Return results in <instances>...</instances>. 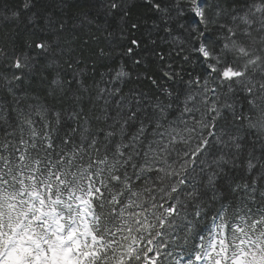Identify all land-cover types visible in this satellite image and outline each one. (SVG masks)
Returning a JSON list of instances; mask_svg holds the SVG:
<instances>
[{
  "label": "snow or ice",
  "instance_id": "obj_1",
  "mask_svg": "<svg viewBox=\"0 0 264 264\" xmlns=\"http://www.w3.org/2000/svg\"><path fill=\"white\" fill-rule=\"evenodd\" d=\"M69 7L0 10V264H264V0Z\"/></svg>",
  "mask_w": 264,
  "mask_h": 264
},
{
  "label": "trees",
  "instance_id": "obj_2",
  "mask_svg": "<svg viewBox=\"0 0 264 264\" xmlns=\"http://www.w3.org/2000/svg\"><path fill=\"white\" fill-rule=\"evenodd\" d=\"M23 0H0V10H5V6L9 8H17L22 5ZM139 2V0H137ZM49 3V0H37L38 7H46ZM68 3L72 5V7L64 8V9H54V8H48V11H52L57 15L58 17L67 18L71 17L69 20V26L73 23V21H76L78 23V17L81 16V8L85 5L86 0H68ZM35 11V9H33ZM146 9L143 8H136L133 10V19H135L137 16H142ZM6 12V10H5ZM7 14V13H6ZM113 27H116V22H113ZM18 33V36L16 34ZM8 34H12L14 37H16V44L17 46L23 45L24 41L26 39H29L26 29H25V15L22 14L19 22H9L4 21L2 17H0V45H2L5 42V38ZM92 34L100 35L94 26H83L80 31L76 33L78 39L74 41L73 46L76 48L77 53L80 51H83L84 59L88 60L91 66V52L93 49L96 48L97 42H93L90 40V36ZM67 38L71 39L70 34H66ZM84 40H89V45L85 47L83 45ZM101 45H104L106 41L101 37L100 41L98 42ZM122 45H120L118 42L114 45L115 51L113 53V59L112 60H106L102 63L97 65V79L99 78L98 73L99 72H106L108 70V67H116L121 62H123L127 70L129 71H140L138 68H133L131 61L127 58L120 57L119 56V48ZM2 70V69H0ZM191 71L192 68H189ZM197 72L200 71L199 66L195 69ZM134 84L130 83L125 87V90H127L128 87H133ZM141 87H147V83H141ZM10 100V97H7L6 94L3 91H0V100ZM211 213L209 216L205 217L204 220L199 224L198 231L207 236L209 231L212 230L213 226L211 223ZM195 242V241H194Z\"/></svg>",
  "mask_w": 264,
  "mask_h": 264
}]
</instances>
